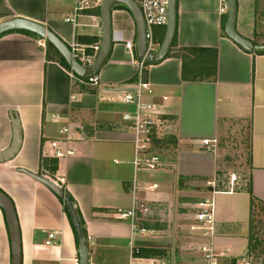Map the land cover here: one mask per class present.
<instances>
[{
    "label": "crops",
    "instance_id": "1",
    "mask_svg": "<svg viewBox=\"0 0 264 264\" xmlns=\"http://www.w3.org/2000/svg\"><path fill=\"white\" fill-rule=\"evenodd\" d=\"M134 1L140 6L141 0ZM76 2L0 0V23L22 18L41 24L70 49L76 44L101 45V6L75 16ZM178 2L177 45L171 46L168 58L148 64L144 77L154 90L151 96L144 94L145 102L168 98L156 149L167 167L156 173H134V135L123 119L136 108L124 104L121 96L135 92L141 82L137 24L128 7L117 4L112 9L114 37L97 75L98 86L58 60H48L47 44L40 45L45 40L17 32L0 36V154L11 147L16 129L22 139L16 157L0 163V191L15 207L23 264H80L64 205L25 172L54 181L65 178V192L75 200L91 239L90 264H146L153 259L177 264V255L185 257L183 248L206 243L226 253L220 264H235L245 255L264 264V229L254 223V216L264 211V54H251L227 37L222 0ZM237 4V33L264 45V0ZM68 19H76L77 26ZM165 34L166 27L153 29L160 47ZM122 40L135 47L128 50ZM247 131L249 154L243 164L233 161L232 152L242 153ZM56 140L64 157L42 160V151ZM202 140H216L215 155ZM235 174L239 178L229 193L228 176ZM134 183L153 214L140 223L146 233H136L130 221L108 214L131 208ZM152 185L157 189H149ZM211 197L216 205L215 234L209 240L190 227L196 224V205ZM185 227L190 236L182 243ZM51 232L57 233V245L48 247ZM189 259L190 264L202 263L195 253ZM0 264H12L10 232L1 207Z\"/></svg>",
    "mask_w": 264,
    "mask_h": 264
},
{
    "label": "built area",
    "instance_id": "2",
    "mask_svg": "<svg viewBox=\"0 0 264 264\" xmlns=\"http://www.w3.org/2000/svg\"><path fill=\"white\" fill-rule=\"evenodd\" d=\"M104 0H95L93 4H90V0H77L74 13L75 16H79L80 12L89 10L91 8L100 7ZM140 8L146 23V40H147V54L155 53L160 45L154 41L153 29L155 27H166L168 23V0H141ZM222 15L227 14V4L225 0H222V7L220 9ZM69 23L77 26L76 19H68ZM128 50H132L135 45L132 41L122 40ZM42 47H46V41H40ZM88 49H91L93 54L88 53ZM71 52L78 60V62L85 68H90L100 51V45L94 47H85L79 44L71 47ZM147 63L145 60H141L137 64V68L141 77V82L135 92L123 93L121 100L124 104L133 105L136 108L134 114L126 113L123 117L124 122L128 124L130 131L134 135V142L136 147V155L133 161L134 173H156L164 170L167 164L163 161V158L157 152L158 140L157 132L159 126L163 125V117L166 113L167 97H163L161 103L145 102L144 94L153 95L154 90L152 85L145 80V70ZM92 86L99 85L98 76L85 80ZM63 133H68V130H63ZM60 141L50 142V147L47 151H42V160L46 159H60L64 157V153L60 149ZM201 145L207 149L210 154L215 155L217 150L216 140H202ZM71 152H68V154ZM238 181V177L231 176V187L229 193L234 192V184ZM61 187H64L66 180L60 178L56 181ZM211 187L214 189L215 184L212 183ZM149 189H157V185H152ZM215 194V193H213ZM132 206L129 209H114L108 212V214L119 221H130L134 231L136 233H146L144 228L140 227V223L148 220L152 216V211L149 204L143 201L138 196V190L136 183L132 187ZM196 224L191 226V232L199 235L204 239L212 240L215 234V212L216 205L214 198H207L196 205ZM91 239L88 238V241ZM46 246L52 247L57 245V233L51 232L48 234ZM138 253L137 250H135ZM134 252V253H135ZM193 252L200 256L201 264H220L221 260L225 259L226 253H217L210 243L201 244L193 248ZM146 264H164L159 260H148ZM199 264V263H198ZM235 264H255V258L250 255L241 256L236 259Z\"/></svg>",
    "mask_w": 264,
    "mask_h": 264
},
{
    "label": "water",
    "instance_id": "3",
    "mask_svg": "<svg viewBox=\"0 0 264 264\" xmlns=\"http://www.w3.org/2000/svg\"><path fill=\"white\" fill-rule=\"evenodd\" d=\"M227 4V20L225 24V33L229 39L238 46L251 54H264V45H257L253 41L247 40L240 36L236 31V20L238 12L237 0H225ZM117 4H123L132 12L137 24V41L136 48L138 56L141 60H145L147 64H155L162 61L171 49L176 30H177V0H168V23L166 26V34L160 49L156 53H149L147 56V40H146V23L139 4L134 0H104L100 7L101 23H102V42L100 51L96 57L94 64L90 68L83 67L76 58H74L70 48L52 31L45 26L16 18L13 20L0 23V36L12 31H27L37 35L41 39L51 43L55 49L62 55L72 71L81 79L88 80L99 74L101 68L106 63L112 47L114 32L111 25L112 9ZM21 133L16 129L13 143L11 147L0 154V163L8 162L16 157L21 148ZM29 174L35 180L43 183L50 188L60 199L66 202L79 233V258L80 264H90L89 260V243L84 236L74 206L66 197L65 189L51 178L42 176L41 174ZM0 207L3 209L11 238L12 264H23L22 239L20 227L16 216V211L12 200L0 191Z\"/></svg>",
    "mask_w": 264,
    "mask_h": 264
},
{
    "label": "trees",
    "instance_id": "4",
    "mask_svg": "<svg viewBox=\"0 0 264 264\" xmlns=\"http://www.w3.org/2000/svg\"><path fill=\"white\" fill-rule=\"evenodd\" d=\"M125 7V6H124ZM126 8V7H125ZM178 20H179V2L177 0V29H178ZM225 20H226V16H225ZM12 32H17V33H24V34H27V35H31V36H34L36 38H39L41 39L40 37H38L37 35L35 34H32L30 32H27V31H12ZM11 32V33H12ZM7 33H10V32H7ZM46 44H47V56H48V60H58L67 70L72 71L71 67L67 64V62L65 61V59L62 57V55L55 49V47L46 41ZM177 45V30H176V34H175V37H174V40H173V43H172V47L175 48ZM88 53L89 54H93L92 51L88 50ZM171 54L168 53V55L166 56L167 58L170 56ZM148 65V64H147ZM74 75H76L74 73ZM77 76V75H76ZM156 144H161V141L160 140H157L156 141ZM55 166L52 167V170H55ZM66 194V197L69 199V201L71 202V204L74 206L75 208V212H76V215L78 217V221H79V224H80V228L82 229V232L84 233V236L87 238V232H86V229H85V222L83 220V217L79 211V209L76 207V203H75V200L72 198V196L68 193V192H65ZM60 199V198H59ZM60 201L62 202V204L64 205V209H65V212L69 218V220L71 221L72 223V226H73V230H74V234H75V238H76V242H77V245H78V248H79V241H80V238H79V233H78V229L74 223V220H73V217H72V214H71V211H70V207L69 205L64 202L62 199H60ZM135 256L138 257V253H134Z\"/></svg>",
    "mask_w": 264,
    "mask_h": 264
},
{
    "label": "rangeland",
    "instance_id": "5",
    "mask_svg": "<svg viewBox=\"0 0 264 264\" xmlns=\"http://www.w3.org/2000/svg\"><path fill=\"white\" fill-rule=\"evenodd\" d=\"M233 136H235V134H233ZM244 136H245V138H244V150L242 151V153L240 154V152H238V151H233L232 152V156H233V161H235V160H239V162L240 161H242V163L243 164H245L246 163V161H247V158H248V154H249V151H248V136H249V131H247V133H246V135L244 134ZM160 145V144H159ZM160 153L161 152H163L162 150H160L159 151ZM240 155H242L243 157V159L241 160L240 159ZM236 157H238L237 159H236ZM235 175H237V177L239 178V176H238V174H235ZM229 178H231V176L229 175L228 176ZM158 216V215H157ZM254 223H256V226H255V228H262V229H264V211L263 212H261V213H257L255 216H254ZM191 228V227H190ZM264 231V230H263ZM187 236H188V238H189V236H190V233H188V229H186V227L185 228H183L182 229V231H181V234H180V239L179 240H181V242L182 243H185V241L187 240ZM193 245H190V246H188L187 248H183L182 249V253H181V255L182 256H185V257H179L178 255H177V257H178V263L177 264H190V262H191V259H189V258H193V256H194V252H193ZM175 264V263H174ZM192 264V263H191Z\"/></svg>",
    "mask_w": 264,
    "mask_h": 264
},
{
    "label": "bare ground",
    "instance_id": "6",
    "mask_svg": "<svg viewBox=\"0 0 264 264\" xmlns=\"http://www.w3.org/2000/svg\"><path fill=\"white\" fill-rule=\"evenodd\" d=\"M156 53V52H155ZM64 188V187H63ZM88 240V239H87Z\"/></svg>",
    "mask_w": 264,
    "mask_h": 264
}]
</instances>
